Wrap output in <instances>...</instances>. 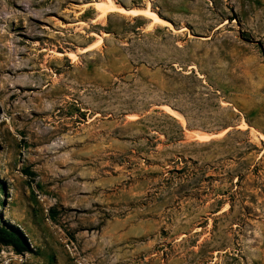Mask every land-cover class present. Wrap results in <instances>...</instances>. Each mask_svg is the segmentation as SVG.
Wrapping results in <instances>:
<instances>
[{
    "label": "rangeland",
    "instance_id": "374dc122",
    "mask_svg": "<svg viewBox=\"0 0 264 264\" xmlns=\"http://www.w3.org/2000/svg\"><path fill=\"white\" fill-rule=\"evenodd\" d=\"M100 1L0 0V264H264V0Z\"/></svg>",
    "mask_w": 264,
    "mask_h": 264
},
{
    "label": "bare ground",
    "instance_id": "6f19581e",
    "mask_svg": "<svg viewBox=\"0 0 264 264\" xmlns=\"http://www.w3.org/2000/svg\"><path fill=\"white\" fill-rule=\"evenodd\" d=\"M97 10L99 11V17H106L111 13H121L125 15H134L140 16L144 15L151 20L150 25H162L169 26V22L161 18L154 10L151 9L150 4L147 5L143 9H135V8H124L123 6L116 3L114 0H105L94 3ZM88 48L83 51H87ZM166 112L178 117L182 123L185 122V119L182 116H178V114L168 105L164 106ZM199 138H207L209 135L205 133L198 134Z\"/></svg>",
    "mask_w": 264,
    "mask_h": 264
},
{
    "label": "trees",
    "instance_id": "16d2710c",
    "mask_svg": "<svg viewBox=\"0 0 264 264\" xmlns=\"http://www.w3.org/2000/svg\"><path fill=\"white\" fill-rule=\"evenodd\" d=\"M0 244L13 245L18 250H22L25 245L21 235L16 230L9 231L5 228L0 229Z\"/></svg>",
    "mask_w": 264,
    "mask_h": 264
}]
</instances>
